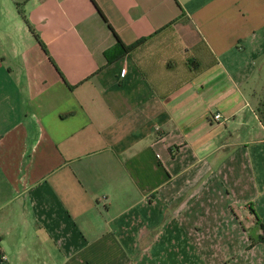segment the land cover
<instances>
[{"label": "crops", "instance_id": "0c3cea01", "mask_svg": "<svg viewBox=\"0 0 264 264\" xmlns=\"http://www.w3.org/2000/svg\"><path fill=\"white\" fill-rule=\"evenodd\" d=\"M263 103L264 0H0V264H264Z\"/></svg>", "mask_w": 264, "mask_h": 264}, {"label": "trees", "instance_id": "16d2710c", "mask_svg": "<svg viewBox=\"0 0 264 264\" xmlns=\"http://www.w3.org/2000/svg\"><path fill=\"white\" fill-rule=\"evenodd\" d=\"M98 10H99V9H98ZM99 12H100L101 16H102L103 18H105L100 10H99ZM19 13H20V14L24 17V19L26 20V15H25L24 11L22 10V8H20V6H19ZM183 15H184V12H183ZM31 31L35 34V37L39 40V35L35 32V30H34L32 27H31ZM117 41H118V42H117V48H118L120 54L114 56V57L111 58V59L109 58V59H110V62L115 61V60H117L119 57L124 56V55H126V54L132 52L136 47H138V46L140 45V43H139V44H136V45H133V46L127 47V46H125V45L121 42V40H120L119 38H118ZM259 112H260V115H261V119L264 121V103L261 105V107H260V109H259Z\"/></svg>", "mask_w": 264, "mask_h": 264}, {"label": "built area", "instance_id": "2783aa9c", "mask_svg": "<svg viewBox=\"0 0 264 264\" xmlns=\"http://www.w3.org/2000/svg\"><path fill=\"white\" fill-rule=\"evenodd\" d=\"M222 120V115L220 113H216L213 115V121L217 124H220Z\"/></svg>", "mask_w": 264, "mask_h": 264}]
</instances>
